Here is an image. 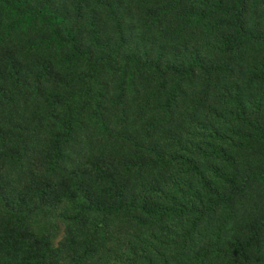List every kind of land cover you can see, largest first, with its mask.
<instances>
[{"label":"trees","instance_id":"trees-1","mask_svg":"<svg viewBox=\"0 0 264 264\" xmlns=\"http://www.w3.org/2000/svg\"><path fill=\"white\" fill-rule=\"evenodd\" d=\"M0 264H264V0H0Z\"/></svg>","mask_w":264,"mask_h":264},{"label":"rangeland","instance_id":"rangeland-1","mask_svg":"<svg viewBox=\"0 0 264 264\" xmlns=\"http://www.w3.org/2000/svg\"><path fill=\"white\" fill-rule=\"evenodd\" d=\"M62 230V229H61ZM61 236V235H60ZM59 239V238H58Z\"/></svg>","mask_w":264,"mask_h":264}]
</instances>
